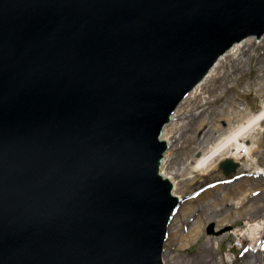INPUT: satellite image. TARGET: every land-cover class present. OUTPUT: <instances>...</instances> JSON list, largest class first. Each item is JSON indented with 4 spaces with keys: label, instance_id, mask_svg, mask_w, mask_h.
I'll return each mask as SVG.
<instances>
[{
    "label": "water",
    "instance_id": "1",
    "mask_svg": "<svg viewBox=\"0 0 264 264\" xmlns=\"http://www.w3.org/2000/svg\"><path fill=\"white\" fill-rule=\"evenodd\" d=\"M253 35L264 0H0V264H164L163 130Z\"/></svg>",
    "mask_w": 264,
    "mask_h": 264
},
{
    "label": "rangeland",
    "instance_id": "2",
    "mask_svg": "<svg viewBox=\"0 0 264 264\" xmlns=\"http://www.w3.org/2000/svg\"><path fill=\"white\" fill-rule=\"evenodd\" d=\"M240 60L241 64L238 66L229 64L225 70H222L212 84V91L193 101L188 108L191 111L183 115L181 119L175 120L179 123V128L176 138L171 142L169 149L171 157L167 159L166 172L177 173L176 180L184 187L182 188V205L184 208L192 207V210L183 213L182 222L178 228L181 234H178L175 241L171 242L170 234L167 237L169 244H165V251L167 250L173 258L168 264H210L214 260V264H240L244 259V249H247L250 243L246 239L244 244H240L233 232L242 228L245 220L254 222L264 218V180L253 175H246L244 168L238 169L236 180L232 183L228 181L220 168L224 160H218L215 169L195 172L194 177L189 178L188 166L203 154L200 151L204 150L205 146L209 148L215 145L221 134L238 124V119L245 120L247 113L254 115L262 109L264 48L257 44L246 51ZM187 105L185 104L184 107ZM236 111L239 112L238 118H236L237 115L230 116L231 112ZM260 129L264 130V122L260 125ZM256 133L259 137L258 131ZM261 141L259 148L261 152L256 151L255 157L257 165L264 168V151H262L264 135ZM182 174H187V177ZM243 186L250 189L243 203L245 208L262 207L261 210L255 214L234 215L235 219L217 227V222L229 211L230 207L227 205L237 194L236 189ZM226 196L228 199L224 201ZM205 202H209L210 205L204 207ZM233 207L235 208L234 205ZM206 216H214V218L204 222ZM199 220L201 222L197 223ZM196 224L199 228L197 234L192 233V228ZM211 226L215 234L208 233ZM228 227L227 231H222ZM261 247L264 249V242ZM257 263L264 264V257L263 259L259 257Z\"/></svg>",
    "mask_w": 264,
    "mask_h": 264
},
{
    "label": "bare ground",
    "instance_id": "3",
    "mask_svg": "<svg viewBox=\"0 0 264 264\" xmlns=\"http://www.w3.org/2000/svg\"><path fill=\"white\" fill-rule=\"evenodd\" d=\"M259 45L261 48H264V35L258 39L256 35L250 36L245 39L243 42L239 43L236 42L226 53L219 57L215 66L210 70L208 76L206 77L205 81L198 85L190 95L181 102L180 106L177 108L175 114L172 116L171 122L164 128L163 134L161 139L168 140L169 147H171V142L173 139L176 138V133L179 128V123H176L175 120L185 115L186 113L190 112L188 110L189 106L193 103V101H197L206 93H210L212 91V84L214 81L219 77L222 70H225L229 64H241V56L251 48H254L256 45ZM185 104H188L184 107ZM245 109V108H243ZM239 114L238 111L231 112L230 116L234 117L235 115ZM247 118L238 119L239 123L230 127V130L218 138L215 145H211L209 148H204V150L200 151L203 153L197 159L192 161V163L188 166L190 170V177H194L195 172H206L211 171L216 168L217 161L232 159L237 163L241 164V168H244L246 171H250L252 169L257 168V159L255 157V152L259 151L261 146V139L262 135L264 134V130L260 129V125L264 122V104L262 109L254 114L251 115L247 113ZM239 115L236 116L238 118ZM259 137H257V132ZM170 149V148H169ZM262 151H264L262 149ZM261 152V151H259ZM171 157L169 151L165 156V160L163 161L161 172L166 177L169 178L174 186V194L178 197L182 198V185L176 180L177 173L173 172H166V164L167 159ZM223 162V161H222ZM182 176L187 177V174H182ZM246 186V185H245ZM241 189V190H240ZM247 187H241L236 189L237 194L233 197V200L227 205L229 211L222 216L221 220L216 225L217 227L224 224L226 221H232L234 215H242L241 213L246 214H255L256 212L260 211L262 207L255 208L254 206H249L245 208L243 204L245 202L250 189ZM215 193V191H214ZM240 198V199H239ZM183 199V198H182ZM228 198L226 196L224 201ZM235 206L236 210L233 205ZM210 204L209 202L204 203V207H208ZM243 205V206H242ZM183 206V205H182ZM180 207L176 212V215L173 217L170 226H169V233L171 237V242L175 241L178 237V234H181V231L178 230L180 227V223L182 222L181 217L183 213L186 211L192 210V207L184 208ZM239 208H241L239 210ZM187 209V210H186ZM215 214V213H210ZM186 215V214H185ZM237 217V216H236ZM214 216H206L204 217V222L213 219ZM199 220L197 223H200ZM199 233V228L197 224L192 228V233ZM209 234H215V231L209 232ZM234 237L238 239L240 244H244L246 239L249 240V246L247 249H244V259L241 261L240 264H258L257 259L260 257L263 259L264 257V249H262L261 244L264 242V218L260 220H256L251 222L249 220H245L244 226L242 228L237 229L233 232ZM165 244H169L166 240ZM257 252V253H256ZM259 256V257H258ZM173 258L171 257L170 253H167V250L163 252L162 260L164 264H168L171 262ZM215 262V260H214ZM214 262L210 264H214ZM175 264V263H174Z\"/></svg>",
    "mask_w": 264,
    "mask_h": 264
}]
</instances>
